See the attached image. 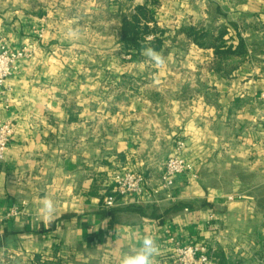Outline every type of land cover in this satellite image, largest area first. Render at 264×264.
I'll list each match as a JSON object with an SVG mask.
<instances>
[{
	"label": "crops",
	"instance_id": "1",
	"mask_svg": "<svg viewBox=\"0 0 264 264\" xmlns=\"http://www.w3.org/2000/svg\"><path fill=\"white\" fill-rule=\"evenodd\" d=\"M148 1L0 0V44L28 51L0 89V264H119L145 234L166 264L194 242L211 264H264V0H150L159 70L122 40ZM178 141L192 169L169 191L104 204L118 169L160 187Z\"/></svg>",
	"mask_w": 264,
	"mask_h": 264
},
{
	"label": "built area",
	"instance_id": "2",
	"mask_svg": "<svg viewBox=\"0 0 264 264\" xmlns=\"http://www.w3.org/2000/svg\"><path fill=\"white\" fill-rule=\"evenodd\" d=\"M28 56L25 47L15 50L6 43L0 44V89H5L7 79L15 69V63ZM7 99H3L0 107V117L3 109L8 107ZM13 129L10 122L0 119V161H2L7 145L12 136ZM184 147L182 141H178L175 150L170 155L160 176V187L146 190V178L140 172L130 169H118L111 176V195L104 197L106 206H112L117 198L134 197L139 200L150 199L160 189L169 191L175 182V177L180 174L191 172L192 165L184 160L180 153ZM15 213V211H11ZM157 264H166L163 260L157 259ZM172 264H211L208 247L202 243L194 242L179 245L174 248Z\"/></svg>",
	"mask_w": 264,
	"mask_h": 264
},
{
	"label": "clouds",
	"instance_id": "3",
	"mask_svg": "<svg viewBox=\"0 0 264 264\" xmlns=\"http://www.w3.org/2000/svg\"><path fill=\"white\" fill-rule=\"evenodd\" d=\"M66 35L70 39L78 38L80 28L77 26H69ZM141 54L146 58V62L154 66L156 69H161L166 65L165 56L154 49L153 47H142ZM159 72L153 74V80L158 82ZM58 205L49 196H45L40 201V206L37 209V216L46 223H51L57 214ZM2 235V232H0ZM160 254V247L155 236L145 234L138 242V246L131 251L124 253L119 264H157V257Z\"/></svg>",
	"mask_w": 264,
	"mask_h": 264
},
{
	"label": "trees",
	"instance_id": "4",
	"mask_svg": "<svg viewBox=\"0 0 264 264\" xmlns=\"http://www.w3.org/2000/svg\"><path fill=\"white\" fill-rule=\"evenodd\" d=\"M153 4L152 1H148L146 4L142 6L135 7V12L129 16H126L122 20V40L124 47L127 50H139L144 46L141 42L144 39L142 36L146 34H150V32L154 30H148V22L152 19L149 16V4ZM155 30L158 33H162L161 30H157L154 26ZM153 29V28H152ZM193 39L198 41L199 38L203 37V33L191 32ZM159 42V41H158Z\"/></svg>",
	"mask_w": 264,
	"mask_h": 264
}]
</instances>
